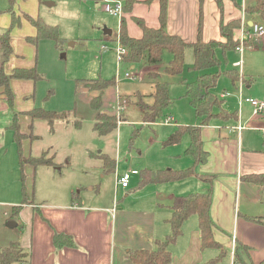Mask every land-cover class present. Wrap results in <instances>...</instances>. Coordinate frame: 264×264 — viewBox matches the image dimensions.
Masks as SVG:
<instances>
[{
    "label": "rangeland",
    "instance_id": "rangeland-1",
    "mask_svg": "<svg viewBox=\"0 0 264 264\" xmlns=\"http://www.w3.org/2000/svg\"><path fill=\"white\" fill-rule=\"evenodd\" d=\"M47 1L16 0L13 6L8 0H0V19L6 27L0 30V33L10 29L8 14L13 6L14 11L20 14L21 22L10 30L11 46L14 53L20 56L16 61L29 64L30 67L35 66L42 78L35 84L30 83L31 92L28 95L21 96L18 100L14 99L12 109L41 108L45 111L67 114L69 121V124L66 120L57 121L53 131L45 121L35 120L33 124L29 123L31 128L28 129L39 139L31 141L32 151L27 152V155L39 158L46 152V158L54 157L55 165L36 167L35 171H31L27 201L37 208L56 204L58 199L61 203L70 204L74 196L73 203L89 206L98 200L100 205L112 206L115 180L111 173L102 170L103 162L98 157L99 154L117 162L120 168L119 175L130 170H136L140 174L143 170L191 168L193 161L185 153L190 143L188 134H184L175 145L163 146V142L174 132L176 125L197 122L195 112L184 96L186 81H193L196 75L191 70L192 50L189 57L187 55L184 57L183 72L174 76L164 72V66L170 60V54L166 51L163 52L162 62L159 64L145 65L144 62L118 64L116 55L118 42L115 40L106 42L102 38L104 29L115 32L116 21L119 20L104 12L108 0H49L53 3L51 7L46 6ZM255 1L250 0V3L254 4ZM26 16L32 19L40 18L47 25L56 26L60 38L63 39L62 48L56 47L50 39H42L37 45L28 43L26 38L35 34H28L33 31V26L27 21ZM253 19L255 23L264 26L260 18ZM234 38L240 40L238 41L240 46L242 38L239 31L234 33ZM102 45L107 47L103 54L100 53ZM216 53L221 61L219 66L221 73L211 92L223 100V109L226 112L236 113L240 120L238 118L236 121H224L216 118L206 127L215 128L213 129L215 132H218L216 128H220L222 138L227 135L226 126L247 123L246 126L251 129L240 133V141L264 149V132L261 131L264 129V113L252 118L251 109L245 101L252 99L264 102V36L259 39L253 38L250 46L244 47L241 53L234 50L225 54L217 50ZM237 61L240 62V67L233 68ZM226 66L230 70H236L239 78L235 82L223 72ZM147 69L158 72L160 78L158 80L168 83L172 102L155 123L149 124L142 122V113L135 103L139 99L147 104L152 103L150 95L154 92L152 84L154 82L145 73ZM126 73L133 79H125ZM98 78L115 82V85L103 94L104 113L115 115L117 97L126 101L118 117L120 124L117 123V129L105 136H98L93 131L94 112L89 106L92 94L76 87L78 79ZM75 121H78L79 125L73 124ZM22 137L28 139L31 135L23 134ZM0 145L7 148L0 155V173L4 174V186L14 192L17 188L21 190L19 156L15 145L8 147L12 145V138L10 132L3 127L0 128ZM23 173L25 175L24 170ZM2 174L0 189L3 183ZM137 178L139 179V175L132 176L130 185L133 179ZM194 182L199 184L201 181ZM89 186H93V191L89 190ZM131 189L133 190V187ZM99 190H102V196L97 199ZM132 190L128 192L130 194L128 197H122L120 192L118 193L119 207L121 204L124 207L134 204L136 198L135 193H131Z\"/></svg>",
    "mask_w": 264,
    "mask_h": 264
},
{
    "label": "crops",
    "instance_id": "crops-1",
    "mask_svg": "<svg viewBox=\"0 0 264 264\" xmlns=\"http://www.w3.org/2000/svg\"><path fill=\"white\" fill-rule=\"evenodd\" d=\"M119 1L122 5L125 3V0ZM47 2H49L47 7L53 5L51 1ZM254 4L250 3V0H167L165 30L170 35L180 37L186 43H195L199 36L200 22V38L204 42L223 41L220 24L240 20V27L234 30L233 36L239 31L241 37L244 26L249 27V23H252L250 17L244 13V8ZM13 6L8 14L9 24L11 14L20 19V14L14 11ZM159 7V0H136L130 10L122 15L125 18L127 34L132 38L142 36V31L135 23V19L142 20L150 28H158ZM20 23L19 21V25ZM119 24L120 18L116 21L115 32L104 29L102 36L104 41L118 40ZM5 28L4 22L2 23L0 19V30ZM28 34H35V28L33 27V31ZM11 49L12 54L3 64L5 74H10L14 69L36 68L16 61L20 56L14 53L12 46ZM191 50L187 48L184 57L186 55L189 57ZM2 57L3 55H0V63ZM145 65L149 64L145 63ZM229 70L230 68L226 66L223 72ZM145 73L154 83L160 82L158 72L147 69ZM31 82L11 80L10 89L13 99L18 100L21 96L28 95L31 92ZM2 91L0 88V128L3 127L4 130L10 132L12 145L8 147L15 145L17 156H19L17 146L13 141V132L10 129L13 113L27 112L30 109L17 107L12 110L7 105ZM246 103L251 109L250 104ZM33 122L25 115H18V124L22 134L31 133L28 128L29 123L33 124ZM239 124L246 127L243 131L251 129L246 126L247 123ZM236 125L238 124L226 126L227 135L222 138L220 128H216L218 132L213 130L215 128H202V146L207 152V158L196 167V172L214 177L210 218L214 224V240L225 250V256L216 264L237 263L234 257L235 242H240L248 248L247 256L251 264H264V226L248 219L264 218V149L240 141L239 136L243 131L237 133L230 132L228 129ZM33 140L25 138L21 142V152L25 159L30 157L27 152L32 151L31 141ZM3 148L4 146L0 145V155L7 149ZM38 167L44 168V166ZM36 169L30 165H25L23 169L27 197L31 180L29 176L31 171ZM111 174L114 180L120 174L116 161L114 172ZM248 175H257L259 178L257 177L255 181L244 179ZM1 178L3 183L0 189V248L17 242L19 247L29 254V264H132L128 258L129 251L151 250L154 248V241L163 240L169 235L170 226L167 220L171 216L170 206L176 196L202 193L209 188L206 182L201 181L199 184L194 182L199 180L196 177L172 183L149 184L139 188L137 178L133 179L131 185L129 182L128 188L117 189L112 206L100 205L98 200L89 206L73 203L74 196H72L70 204L61 203L58 199L56 204L35 208L29 201L22 204L23 194L20 188L19 190L17 188L16 192L10 191V188L4 186V174ZM89 190L93 191V186H89ZM130 190H132L131 193H135L136 201L129 207H124L123 204L119 207L118 193L120 192L122 197H128ZM101 196L102 190H99L97 199ZM17 206H20L18 215L11 217L13 208ZM113 207H115L114 215L111 214ZM56 233L70 235L73 238L74 247L56 248L53 245V236ZM169 251L172 257L171 264H209L219 254L217 249H201L196 216L189 217L183 223L181 235L175 244L169 246Z\"/></svg>",
    "mask_w": 264,
    "mask_h": 264
},
{
    "label": "trees",
    "instance_id": "trees-1",
    "mask_svg": "<svg viewBox=\"0 0 264 264\" xmlns=\"http://www.w3.org/2000/svg\"><path fill=\"white\" fill-rule=\"evenodd\" d=\"M11 5L16 0H8ZM136 0H125L123 3V13L128 12ZM159 27L150 28L146 26L142 20L135 19V23L142 31L140 38H132L127 34L125 18H120L118 30V42L128 50V55L124 58L125 63L135 64L144 62L147 64H159L162 62L163 52L170 54V60L164 68L165 74L169 76L179 75L184 68V53L187 48H191L193 52V66L191 70L196 73V77L191 82L185 83L184 96L195 112L197 124L178 125L173 133L163 142V146H171L180 142L184 134L190 137V143L185 150L187 156L193 159L191 168L184 170H143L139 175V188L149 184H163L181 181L190 177H196L202 182L209 184L206 192L191 193L184 196H176L170 206L171 216L167 220L170 226V233L163 240L154 241V248L151 250H131L128 253V258L132 264H171V253L169 246L175 244L177 238L181 235L183 223L191 216H196L198 221V228L200 231L201 249H217L218 256L209 264L218 263L224 256L225 250L214 240L213 237V222L210 218V208L212 201V184L214 177L208 174H200L196 172V167L202 164L207 158V152L203 149L201 130L208 126V123L213 119H222L224 121L238 120L236 113H228L223 109V100L218 99L211 92L216 85L220 73L217 71L221 61L217 56V50H221L223 54L234 50L238 47V39H235L233 32L239 29L240 20H234L228 23L220 24V34L223 41L211 40L204 42L200 38L201 23L198 26V39L195 43H186L180 37L170 35L165 30L166 24V10L167 0H159ZM244 13L250 17L253 23V18H260L264 22V0H256L252 6L244 8ZM10 29L0 35V48L2 50V61L0 63V88H2V95L9 108H13V94L10 89L11 80H29L34 83L42 78L37 73L36 68L28 69H14L10 74H5L3 71V64L12 54L10 46V30L19 25V19L14 14L11 15ZM27 21L35 28V35L26 38V41L32 45L42 39L52 40L56 47L62 48L63 39L60 38L58 28L56 26H49L40 18L32 19L26 16ZM201 21V18H200ZM249 28L248 26H246ZM245 47L250 46V42L244 43ZM226 73L235 82L239 76L236 70H229ZM115 85L114 80H105L98 78L96 80L78 79L76 80V87H80L86 92L92 94L89 99V106L94 112L93 131L98 136H105L108 133L117 129V120L115 115H109L102 111L103 94L104 92ZM152 103L147 104L142 100H137L135 103L142 113L143 123H155L160 116L167 110L172 102L169 97V85L165 82H155L154 92L151 94ZM13 110V109H12ZM25 115L31 121L42 120L45 121L50 130L53 131V126L57 121L66 120L67 114H58L54 111H45L41 108H34L27 112L13 113L12 124L10 126L13 132V141L17 146L19 155V165L21 171V190L23 194V203L27 202V195L25 192V177L23 167L30 164L34 168L38 166H54V157L46 158L44 152L39 158L29 157L23 158L21 152V142L23 134L20 132L18 124V115ZM73 124L79 125L78 121ZM31 128V126L29 127ZM32 133V132H31ZM30 133V135H31ZM32 139L36 137L31 135ZM94 156L93 154H90ZM98 157L103 162V171L112 173L115 169V161L106 155L99 154ZM257 175H248L244 179L255 181ZM259 178V177H258ZM20 206L13 208L12 216H17ZM252 222L264 226V218L254 217L248 218ZM53 245L56 248L74 247L73 238L66 234H55L53 236ZM248 248L240 242H235L234 257L239 264H251L247 256ZM30 256L24 252L17 242H12L5 248H0V264H29Z\"/></svg>",
    "mask_w": 264,
    "mask_h": 264
},
{
    "label": "built area",
    "instance_id": "built-area-1",
    "mask_svg": "<svg viewBox=\"0 0 264 264\" xmlns=\"http://www.w3.org/2000/svg\"><path fill=\"white\" fill-rule=\"evenodd\" d=\"M106 3H107V6L104 7L105 12H107L110 15L116 16L118 18L122 17L123 5L119 0L106 1ZM262 36H264V26L252 22V26H250L249 28L246 27V29H244L242 31V34H241L242 39L240 42V46L235 48V52L241 53L243 48L245 47V45H244L245 42H250L253 38L259 39ZM117 42H118V40H117ZM118 45H119V48L116 49V55H117V62H118V64H120L121 62H124V58L128 55V50H127V48L123 47L119 42H118ZM106 50H107L106 45H102L100 48V53L103 54ZM234 67L239 68L240 62L238 61L234 65ZM218 72L221 73L220 68L218 69ZM125 79L132 80L133 77L126 73ZM245 101L248 102L251 106V116L252 117H256V116L262 115L264 113V102L252 100V99H246ZM116 103H117V109H116L115 116L117 118V123L120 124V122L118 121V117H119L120 113L122 112L124 106L126 105V101L124 99L121 100L120 97H117ZM167 124H168V122H167ZM245 128H246L245 126L238 124L236 126L229 127L228 129L230 132L240 133ZM261 131L264 132V129H261ZM138 174L139 173L136 170H130L129 172H125L122 175H117L116 179H115V194H116V191L118 188H121V189L128 188L131 177L137 176ZM115 204H116V202L114 203V205ZM111 214L112 215L115 214V207H113L111 209ZM233 264H237V263H233Z\"/></svg>",
    "mask_w": 264,
    "mask_h": 264
},
{
    "label": "water",
    "instance_id": "water-1",
    "mask_svg": "<svg viewBox=\"0 0 264 264\" xmlns=\"http://www.w3.org/2000/svg\"><path fill=\"white\" fill-rule=\"evenodd\" d=\"M48 3H49V2H48ZM48 3L46 2L45 4L47 5ZM250 26H252V23H251V22L249 23V27H250ZM61 57L63 58L64 55L62 54Z\"/></svg>",
    "mask_w": 264,
    "mask_h": 264
}]
</instances>
